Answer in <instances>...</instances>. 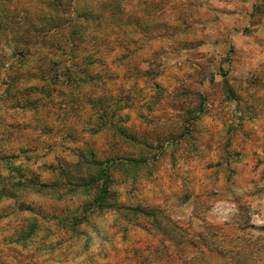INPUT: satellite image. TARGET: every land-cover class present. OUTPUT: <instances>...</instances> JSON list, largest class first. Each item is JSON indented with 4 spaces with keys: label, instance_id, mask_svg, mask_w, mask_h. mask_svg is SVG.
<instances>
[{
    "label": "clouds",
    "instance_id": "1",
    "mask_svg": "<svg viewBox=\"0 0 264 264\" xmlns=\"http://www.w3.org/2000/svg\"><path fill=\"white\" fill-rule=\"evenodd\" d=\"M0 264H264V0H0Z\"/></svg>",
    "mask_w": 264,
    "mask_h": 264
}]
</instances>
